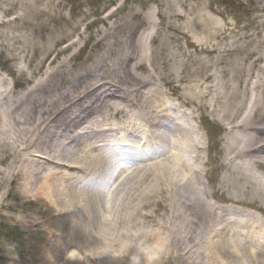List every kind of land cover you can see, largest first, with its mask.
Returning a JSON list of instances; mask_svg holds the SVG:
<instances>
[{"label":"bare ground","instance_id":"1","mask_svg":"<svg viewBox=\"0 0 264 264\" xmlns=\"http://www.w3.org/2000/svg\"><path fill=\"white\" fill-rule=\"evenodd\" d=\"M189 1L173 0V3L176 2L175 5L179 4L184 9L182 12L174 11L173 18L183 21L184 24L189 20V24L195 26L194 28L209 33L210 26L216 21L212 18L211 11L208 12L205 8L191 5L188 3ZM65 9V5L60 0H0V30L14 25L15 32L10 34L9 40L20 45L19 49L22 53L26 52L27 57L22 56L21 59L28 63L27 70L19 71L21 76L16 78L13 88L8 81L0 82V175L4 173L3 167L8 166L11 187L13 190L19 188L24 192L22 196L14 195L11 198L12 203L5 207L11 208L18 204L20 209H15L19 211L18 214L27 213V209H31L32 217L14 216L8 218H16L14 220L18 222L17 226L23 228L27 237L32 239L31 247L35 251L33 261L37 264H97L100 260L99 254L105 264H113L112 255L115 244L109 240L108 234L102 232L107 225L104 214L100 210V204L96 201L97 194L95 190L96 195L92 192L93 190L82 188L92 180H98L99 175H102L105 169V150L96 148L100 137L86 144L81 140L79 131L82 126L84 128L89 125L85 130H99L97 133H102L104 136L112 132L105 128L112 124H107L103 119L98 125L96 121L106 111L116 110L119 103L124 102V97L116 96V93L113 94L112 99H108L109 90L114 91L115 89L112 90V88L117 85L113 84L111 80L108 81V77H102L105 75L103 73L113 75L109 64L115 58L119 61V57L123 53L118 54V49L115 50V48L119 47L121 43L123 47L125 46L127 53L122 55L118 67L116 70L114 69V75L129 82L133 91L140 94L139 99H144L141 94H146L147 91H142L141 88L147 89L150 84L146 64L149 60L150 45L143 36L138 40L131 39L141 17L140 13L132 14L129 20L123 24L113 30L103 32L93 42L91 40L88 57L80 64L75 63L69 66L68 63L59 64L55 69L45 71L40 76L44 66L55 64L57 57H53L50 53L46 57L37 55L41 50L38 47L34 49L37 59L36 57L32 59L29 56V50H32V46H36L37 38L42 37L53 26L56 27L65 21ZM260 9H264V6H261ZM12 15L15 16L14 19L5 20ZM65 23L67 24L68 21ZM81 24L78 25V29ZM70 28L74 31L76 25H70ZM257 36L260 41H255L253 45L257 56L253 52L248 53V55H253L250 58H257L248 64L247 70L242 68V64L234 69L233 73L236 78L232 84L235 85V91L231 94L233 97L231 101L238 106L234 111L235 119L240 117L246 105L248 114L243 118L241 124H245L252 130L264 128V67L259 68L261 73L258 78H254V68L264 64V35L258 31ZM77 37L81 39V36ZM121 37L126 39L124 41L126 43ZM70 41L71 39L63 43V46ZM261 41L263 42L261 43ZM71 49V46H67L59 53H65ZM199 50L200 54L209 53L204 48H202L203 51ZM248 51V48H245L244 53ZM92 56L96 57L95 62L88 63L87 61ZM67 58L76 60V57ZM130 61V65L127 64ZM205 61L208 62L206 59ZM32 66L34 68L31 69ZM243 71H247L245 81L249 80L246 83L242 82V78L239 79L244 73ZM22 77L25 78L24 81L19 80ZM242 94L247 96V100H244ZM165 99L159 101L155 110L153 109L155 104L151 106L153 114H150V119L153 123L152 126L154 125L156 129H168L163 121L169 118L167 116L172 111L166 112L169 110H166V107L160 110L162 106H165L163 104ZM156 115L161 116L157 117ZM218 119H220L219 116ZM90 121L91 123H89ZM96 127L99 128L96 129ZM187 129H189L188 126ZM189 130L194 131L193 129ZM150 132L156 133L154 130ZM255 133L248 134L243 142L244 146L240 147L239 154L244 156L236 157L240 158L241 163L234 169L236 170L234 175L237 177L243 175L242 180L238 181L244 189L250 182L257 181L260 186L259 195L264 199V179L252 170L257 168L264 172V156L257 158L259 155H264V148L260 150L256 148L254 154L248 156L247 163L242 161L254 147L264 145V136H259L258 132ZM179 135L181 152L178 147H173V151L164 157L162 162L152 163L146 167L147 171L152 170L153 172V174L148 172V178L160 181L163 178L161 168L168 169L171 167L168 163L173 164L171 162L173 160H177L174 163L180 161L176 171L174 166L169 169L174 180L169 191L165 189L170 195L168 199L166 198L167 200L165 199L167 205L164 204L163 198L153 202L157 212H164L170 207L175 211L173 220L174 223L179 221L177 224L180 225V228L174 229L170 250L178 253L180 257L178 264H264V250H257V253H253L250 250L239 249L234 240V230L229 229L224 219L213 210L208 200L209 190L205 192L200 187V182L196 180L197 173H191L193 164L197 165L194 161V152H200L203 149L202 144L192 139L190 135V137H186V128L185 132L184 129L179 131ZM154 137L156 136L154 135ZM150 139L144 142L145 149L150 147L152 142ZM231 139L234 140V144L228 146L230 149L237 144L236 137ZM119 140L124 139L119 138ZM128 141L126 143H139V140L129 139ZM141 145L142 143H139V146ZM126 147L129 149L125 151H133L131 144ZM35 157L50 161L42 163ZM68 159L78 160L79 162L74 161L75 165H70V167L82 171L84 176H87L85 179L79 172L70 175L78 184L81 183V185L76 184L80 187L76 186L77 190L67 187L59 178L61 174L55 175L51 169L47 168L51 162ZM9 160L12 162L8 163ZM68 177V175H64L62 178ZM87 186L89 185H86L85 188ZM161 186L162 184L154 192L162 189ZM143 195L146 196L142 202L134 199L135 195L132 191H127L118 202L117 207L116 204L112 205L114 209L111 213L113 214L111 224L117 225L114 231L121 239L134 237L131 234L132 231L146 232L148 206L146 207L145 199H147V192ZM2 200L0 199V201ZM155 208H153L154 211ZM262 213L264 214V212ZM0 216H2L1 213ZM218 222L221 232L213 233V227ZM260 222L264 229V222L257 221V223ZM244 230L246 231V229ZM246 235L248 236V233ZM258 235L257 237L255 234V238L262 240L264 244V230H258ZM99 239L108 242L106 247L109 252L108 257L102 249H99ZM28 243L30 246V241ZM69 245L76 248V252H73L74 256L68 258L66 254H68L67 247ZM129 246L131 245L129 244ZM131 252L134 254L130 247L126 254L130 255ZM101 264L103 263L101 262ZM154 264H171V258L166 254H158Z\"/></svg>","mask_w":264,"mask_h":264},{"label":"rangeland","instance_id":"2","mask_svg":"<svg viewBox=\"0 0 264 264\" xmlns=\"http://www.w3.org/2000/svg\"><path fill=\"white\" fill-rule=\"evenodd\" d=\"M60 1L66 8L64 10L65 21L56 27L53 26L42 37L37 38L36 46H32V50H29V56L32 59L37 55H44L46 57L49 53L53 57H57L55 64L51 66L46 64L44 66L40 76L45 71L55 69L59 64L68 63V66L75 63L80 64L88 57L89 46L91 44L89 42L91 40L93 42L103 32L113 30L123 24L129 20L132 14L140 13V21H138L131 39L138 40V38L143 36L150 45V52H148L149 60L146 62L150 84L147 86V89L145 87L141 88L142 91H147L146 94H141L144 99H139L138 96L140 94H136L133 91L129 82L114 75V71L123 57L122 55L126 52V48L125 46L123 47L122 43L119 47L115 48V50L118 49V54L123 53L120 55L119 61L115 58L109 64L111 74L113 75L103 73L105 75L102 77H108V81L111 80L113 84L117 85V87H113L112 89H115L118 96L122 95L124 97V101H127L125 104L136 103L138 106H141V116H143L144 120H149L148 118L153 114L151 111L155 110L159 101L164 98L174 100V102L178 100L183 101L185 108L182 109V114L187 117L190 116L189 110H191V113H194L193 117L205 115V119H207V132H200L204 149L198 153L197 151L196 153L194 152V161L197 165L193 164L191 173H197L199 178L197 177L196 180L200 182V187L205 192L209 190L210 195L208 194V200L213 210L224 219L229 229L232 230L234 228L236 230V232H232L239 249L257 253L252 246V240L246 236V231L249 233L250 227L246 226L247 230H243L244 225L242 221L246 222L247 219L242 216L246 214L241 212L238 215L239 222L234 219V216H237V211L233 210L234 212L232 213L231 210L234 206L243 205L264 212V199L259 195L258 190L260 186L257 184V181L250 182L244 189L238 181L242 180V173L241 177L234 175L236 171L234 169L240 164V158L236 157L244 156L239 154V150L240 147L244 146L243 142H245V138L250 133L256 134L255 132H258L259 136H264V128L252 130L245 124H241L243 118L248 114L246 105L240 117L235 119L236 114L234 111L238 106L231 101L233 98L231 94L235 91V85L232 84L236 78V75L233 73L234 69L242 64V68L247 70L248 64L257 58H250L253 55H248V53L253 52L257 56L256 51L253 49L255 41H260L257 32L261 31L262 35H264V9H260L261 6H264V0H190L189 4L196 5L198 8H205L208 12L211 11V16L216 21L210 26L209 33L194 28L195 26L189 24V20L184 24L183 21L174 19V11L182 12L184 9L179 4L175 5L174 3L176 2L173 3V0ZM147 16H150V18H147ZM14 18L15 16L12 15L5 18V20H12ZM192 18L195 17L192 16ZM66 21H68L67 24L65 23ZM80 24L81 26L78 29V25ZM70 25H76L74 31L71 30ZM173 25L176 26L171 28L170 26ZM218 27L220 29L217 30ZM14 32V25L0 30V82L8 81L11 88H13L16 78L21 76L19 71L28 69V63L24 59H21L22 56L27 57L26 52L25 54L22 53L19 49L20 45L9 40L10 34ZM78 35L81 36V39L77 37ZM73 37L74 39L72 40ZM121 38L123 42L126 40L124 37ZM70 39L71 41L63 46V43ZM67 46H71L72 49L60 54L59 52L63 51ZM38 47L41 50L35 56L34 49ZM202 48L209 51V53H198L199 49L202 50ZM245 48L249 50L247 53H244ZM67 57H76V60H70ZM95 59L96 57L92 56L87 62L93 63ZM130 63L131 61L127 64L130 65ZM262 67H264V64H260L254 68V78H258L261 73L259 68ZM243 72L239 79L242 78V82L246 83L249 80L245 81L247 71ZM19 80L24 81L25 78L22 77ZM241 96L244 100H247L246 95L242 94ZM107 97L108 99H112L113 95L110 94ZM154 104L155 106L152 109L151 106ZM103 115L114 116L115 111L108 110ZM218 116L220 119H218ZM178 117L182 119L179 113ZM139 119L142 120L140 115ZM81 137V140L87 144L86 135L82 134ZM165 137H167L165 141H159V143L161 145L166 144L167 146L169 143L166 141L168 138L173 139V137L169 133H165ZM186 137H190L188 132ZM230 137H236L237 139V144L231 149L228 146L233 145L234 140ZM175 139L179 138L176 137ZM256 148L257 150L263 149L264 145L254 147L251 152L246 154L242 161L248 162V156L253 155ZM261 156L264 155H259L257 158H263ZM35 159H38V157H35ZM229 159H232L231 162ZM38 160L42 163L50 161L40 158ZM74 161L79 162L75 159H68L55 163L51 162L47 166L48 169L52 170L53 174H61L59 178L72 190L73 188H80L78 186L80 184L70 178L62 177L64 175L70 177V175L77 174V172L81 176H84L82 171L74 170L70 167V165H75ZM175 161L177 160L171 161L173 164L168 163V165L174 166L176 171L179 168L178 163L180 161L174 163ZM11 162L12 160H9L8 163ZM104 165L105 169L102 175L100 174L98 177L100 178L98 180L100 182L98 184L89 183L87 188H82L84 190H93V193L95 190L97 194L94 193L96 201L99 202L100 210L105 217V223L109 227L103 228L102 232L108 234L109 240L115 244L112 255L114 259L113 264H133V257L138 255L136 253L137 245L141 240L150 242L159 241L160 246L154 250V255L158 257V254H166V256L171 258V264H178L180 261L178 253L170 250L174 238V229L180 228V225L177 224L179 221L174 223L173 220L175 211L170 207L164 212H157L153 203L163 198V202L166 204L165 199L170 197L165 189L169 191L174 180L173 175L169 173L171 167H168V169L161 168L162 174H160L163 178L160 181H156L155 179L151 180L148 178V172L153 174L152 170L147 171L142 165L137 166L138 164L130 165L127 162H115L110 156H105ZM133 168L136 170H132ZM3 169V175H0V199L2 200L3 198L0 201V213L2 214L0 216V264H37L33 261L35 251L31 247L32 239L27 237L23 228L17 226L18 222L14 220L16 218H8L14 216L32 217V211L28 208L27 213L18 214L19 211L15 210L20 209L18 204L11 208L5 207L12 203L11 198L14 195L22 196L24 192L19 188L13 190V187H11L12 183H10V168L4 166ZM130 169L132 170V175L129 173ZM252 170L264 179L263 171L257 168H253ZM160 184H162V189L154 192ZM260 185L263 186L261 183ZM127 191H132L135 195L134 199L141 200L142 202L146 196L143 193L147 192V199H145L146 207L148 206L146 211L148 216V221L146 222L147 230L144 233L140 230L132 231L131 234L134 237L121 239L114 231L117 225L111 224L113 216L111 213L114 209L112 205L116 204L117 207L118 202ZM213 199L225 205L221 207V205L215 204ZM39 207L41 208V206ZM153 208H155V211ZM169 211L171 212L169 213ZM244 211L249 214L251 213L248 210ZM255 215L253 213V216ZM237 224L240 225V230L237 229ZM218 225L219 222L214 225L213 233L221 232ZM261 229L264 230L263 228ZM166 244L168 245L165 246ZM98 245L99 249H102L108 257L109 252L106 250L108 242L99 239ZM130 247L133 249L134 254L131 252L128 255L126 251ZM67 251L66 257L69 258L74 256L72 254L76 252V248L69 245ZM99 259L97 264H101V262L105 264L100 254Z\"/></svg>","mask_w":264,"mask_h":264},{"label":"clouds","instance_id":"3","mask_svg":"<svg viewBox=\"0 0 264 264\" xmlns=\"http://www.w3.org/2000/svg\"><path fill=\"white\" fill-rule=\"evenodd\" d=\"M159 246V241H141L137 245L138 255L133 257V264H154L155 260L157 259V257L154 255V250Z\"/></svg>","mask_w":264,"mask_h":264}]
</instances>
